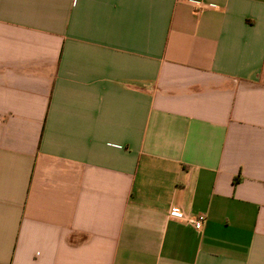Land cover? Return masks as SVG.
<instances>
[{"label": "crops", "instance_id": "0c3cea01", "mask_svg": "<svg viewBox=\"0 0 264 264\" xmlns=\"http://www.w3.org/2000/svg\"><path fill=\"white\" fill-rule=\"evenodd\" d=\"M0 264H264V0H0Z\"/></svg>", "mask_w": 264, "mask_h": 264}, {"label": "built area", "instance_id": "2783aa9c", "mask_svg": "<svg viewBox=\"0 0 264 264\" xmlns=\"http://www.w3.org/2000/svg\"><path fill=\"white\" fill-rule=\"evenodd\" d=\"M172 215L180 220L186 221L189 225H192L197 230H200L203 227L206 220V215L204 214L185 216L183 213H172Z\"/></svg>", "mask_w": 264, "mask_h": 264}]
</instances>
